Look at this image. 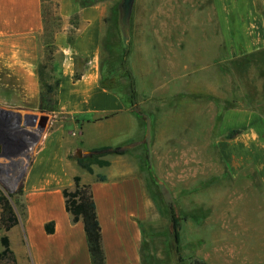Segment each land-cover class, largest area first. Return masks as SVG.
<instances>
[{"label":"crops","instance_id":"crops-1","mask_svg":"<svg viewBox=\"0 0 264 264\" xmlns=\"http://www.w3.org/2000/svg\"><path fill=\"white\" fill-rule=\"evenodd\" d=\"M119 2L57 0L61 28L54 35L52 52L54 74L59 79L56 109L41 112L36 68L45 52L42 1L0 0V114L40 121L46 117L39 125L44 140L22 180L23 220L8 231L17 264H91L83 225L71 222L62 194L63 189L73 187L75 177L91 188L105 263L144 264L148 254L144 225L152 203L132 163L140 158V151H146L148 128L119 94L103 89L100 82L101 41L107 26L118 21ZM137 3L135 0L131 17L132 39L148 33V2L141 1L139 7ZM213 7L217 33L202 44L206 54L211 50L210 54L218 56V65L225 64L227 56L235 62L246 57L251 63L249 69L256 71L251 88L242 91L239 87V98L230 102L234 106L224 114L223 130L227 132L229 126L236 134L221 140L219 151L236 176L249 178L251 184L255 178L262 205L236 209L233 224L201 228L207 233L216 229L222 232L218 236L219 264H264V0H213ZM75 14L78 27L69 45L67 31ZM160 32L154 40L161 47ZM184 46L189 57L193 44L187 39ZM149 47L147 41L135 42L130 59L136 105L141 108L143 100L156 93L171 97L180 88L190 89L186 82L184 86L177 78L161 76L162 64L149 62ZM175 48L180 50L178 44ZM200 69L214 70L208 61ZM188 70L186 66L182 69ZM151 71L158 73L152 82L147 80ZM75 73L81 74L80 79L74 80ZM216 90L202 86L205 94ZM217 94L219 100L225 96L219 89ZM223 96L221 103L226 102ZM103 149L107 151L100 152ZM113 149L121 154H113ZM248 169L249 176L243 173ZM51 221L54 232L47 235L44 227ZM185 225L181 231L189 228Z\"/></svg>","mask_w":264,"mask_h":264},{"label":"rangeland","instance_id":"rangeland-1","mask_svg":"<svg viewBox=\"0 0 264 264\" xmlns=\"http://www.w3.org/2000/svg\"><path fill=\"white\" fill-rule=\"evenodd\" d=\"M137 1L138 7L142 5L141 1L148 2V33L134 35V39L131 38L129 42L130 72L135 42L145 44L147 41L150 45L149 62L151 65L162 64L163 71L160 74L163 78H177L184 86L186 82L190 89L193 86L192 92L190 89L185 91L186 87L185 90L180 88L181 91L171 97L166 96L169 94L161 96L159 92L156 96L145 98L142 108L137 105L146 117L145 125L148 128L146 151H140V158L132 161L137 174L144 181L146 196L152 203L149 219L144 225L147 250L151 254L148 264H219L217 250L221 242L218 236L222 232L216 228L204 232L202 225L233 224L236 209L262 205L255 178L251 184L249 178L236 176L219 151V142L224 138L230 140L228 137L232 133L236 134L229 130V126L227 132L223 130V118L228 110L219 118L220 109L225 103L239 98V95L236 96L241 92L239 87L242 86V91L251 88L256 81V71L249 69L251 63L246 57H239L235 62L232 56H227L225 64L222 62L218 65V56L210 54L211 50L206 54L202 44H207L212 35L217 33L213 0ZM51 2L56 4L57 0ZM158 31H161V47L154 40L159 37ZM117 39L121 42L119 31ZM187 39L193 44L189 57L184 46ZM177 44L180 50L175 48ZM207 61L213 65V71H201L200 68ZM185 66L191 71H182ZM117 67L114 75L103 84L107 91L119 94L123 99L129 83L124 71ZM150 73L147 80L157 78L156 71ZM54 77L58 78L55 74ZM206 84L210 86V91L217 90L210 94L202 93V86ZM218 89L220 95L225 93V96L222 95L226 99L225 103H221L222 96L221 100L217 97ZM40 122L39 119L0 114V196L12 202L19 215V223L24 216L22 180L27 164L45 136L40 131ZM143 161H148L156 181L162 184L161 189L159 186L156 188V198L159 202L160 199L163 201L160 202L161 209L172 204L178 218L183 211L200 219L199 223L187 221L185 226L189 228L180 230V246L183 250L180 249L178 256L169 220L163 212H159L148 193L147 174L140 169ZM243 173L249 176L250 170ZM10 195L14 196L11 198ZM3 235L8 236V232L4 233L0 229V239ZM192 250L193 253L187 258L186 254ZM181 256L185 260L181 261ZM14 257L17 264L15 254Z\"/></svg>","mask_w":264,"mask_h":264},{"label":"trees","instance_id":"trees-1","mask_svg":"<svg viewBox=\"0 0 264 264\" xmlns=\"http://www.w3.org/2000/svg\"><path fill=\"white\" fill-rule=\"evenodd\" d=\"M41 1L43 19L42 39L43 45L45 46V51L47 50V54H44V58L36 68V74L41 86L39 109L41 112H53L56 109L55 96L58 89L59 79L54 77V70L52 66V52L54 51V35L60 31L61 22L56 12L58 4H53L51 2L52 0ZM77 19L78 15L76 14L73 15L70 19V24L72 27L69 29V32H67V41L69 45L73 43L75 37L76 29L78 27ZM118 31V21L113 22L112 24L107 26L101 41V87L106 90V86L103 83L105 82V80L110 79L114 75L113 73L115 71V67L118 65L117 69L121 68L124 71L125 77L129 83L126 95L124 96L123 100L126 102V105L131 108L133 114L140 121H143L146 119V117L136 105L137 96L135 91V83L133 75L128 68V46L123 45L122 39L121 42L118 41ZM80 77L81 74L75 73L74 80H78L80 79ZM233 106L234 105L231 103H225V105H223V108L220 109L219 118L222 116V114H224L226 110L233 108ZM234 135L235 133H232L228 137V139L234 138ZM105 151H107V149H103L100 152L103 153ZM111 152L115 155L121 154L118 149H113ZM83 167L89 171L88 167ZM140 169L143 173L147 174L146 187L154 204L157 206L159 212H163L165 214V217L169 220V224L171 225L172 231L174 233V241L175 244H177V247L175 246V249L178 256V253L181 249L179 230L182 229V226L185 225L187 221L199 223L200 219H198L196 215H192L190 212L183 211L180 212V218H178L176 210L172 204H169L168 207L162 210L160 202L163 203V201H161L160 199L159 202V200L156 198V188L160 187L161 189L162 184L156 181L155 177L152 174V170L148 161H143ZM98 179L104 180V177H98ZM62 194L65 200V209L71 218V222H81L83 225L91 264H106L105 254L102 248L101 229L97 219L95 203L93 201L90 186L81 184L80 179L78 177H75L73 179V187L70 189H63ZM13 196L14 195H10L11 198ZM0 208V229L4 233H7L10 229L18 225L19 215L17 214L12 202L3 196H0ZM22 208L24 209V205H22ZM44 229L47 235L53 234L54 223L52 221L46 223ZM0 245L2 248V250L0 251V264H3L5 262L16 264L14 254L10 250V243L7 235H3L1 237ZM182 256L180 258L181 261L185 260V258H182ZM150 257V254H146L144 264H148Z\"/></svg>","mask_w":264,"mask_h":264},{"label":"water","instance_id":"water-1","mask_svg":"<svg viewBox=\"0 0 264 264\" xmlns=\"http://www.w3.org/2000/svg\"><path fill=\"white\" fill-rule=\"evenodd\" d=\"M135 0H120L118 4V29L122 43L128 46L130 42L131 17ZM46 117L41 118V124H44Z\"/></svg>","mask_w":264,"mask_h":264}]
</instances>
